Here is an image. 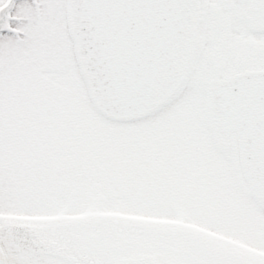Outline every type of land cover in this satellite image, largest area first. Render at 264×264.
<instances>
[{
    "label": "snow or ice",
    "instance_id": "6c2138e0",
    "mask_svg": "<svg viewBox=\"0 0 264 264\" xmlns=\"http://www.w3.org/2000/svg\"><path fill=\"white\" fill-rule=\"evenodd\" d=\"M0 264H264V0H0Z\"/></svg>",
    "mask_w": 264,
    "mask_h": 264
}]
</instances>
